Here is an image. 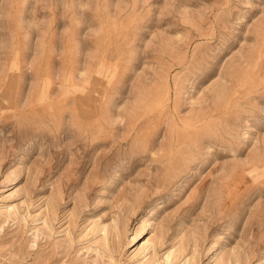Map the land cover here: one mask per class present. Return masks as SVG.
<instances>
[{
	"label": "rangeland",
	"instance_id": "1",
	"mask_svg": "<svg viewBox=\"0 0 264 264\" xmlns=\"http://www.w3.org/2000/svg\"><path fill=\"white\" fill-rule=\"evenodd\" d=\"M0 264H264V0H0Z\"/></svg>",
	"mask_w": 264,
	"mask_h": 264
}]
</instances>
